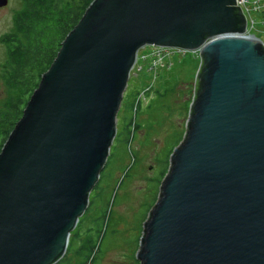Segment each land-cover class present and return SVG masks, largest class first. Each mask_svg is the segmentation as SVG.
<instances>
[{"label":"water","instance_id":"95a60500","mask_svg":"<svg viewBox=\"0 0 264 264\" xmlns=\"http://www.w3.org/2000/svg\"><path fill=\"white\" fill-rule=\"evenodd\" d=\"M246 18L238 0H93L1 148L0 264L64 257L148 45L200 66L140 264H264V42Z\"/></svg>","mask_w":264,"mask_h":264},{"label":"rangeland","instance_id":"374dc122","mask_svg":"<svg viewBox=\"0 0 264 264\" xmlns=\"http://www.w3.org/2000/svg\"><path fill=\"white\" fill-rule=\"evenodd\" d=\"M20 7L21 0H9L0 7V36L12 28V17ZM255 19L260 31L261 20L258 16ZM259 36L264 41V33ZM150 48L145 46L140 52ZM186 53L173 58L172 68L154 74L146 67L139 73L132 69L118 114L120 132L90 194L92 208L89 212L87 208L88 215L85 212L75 228L79 231L78 245L88 238L87 246L77 258L75 251L68 253L62 264H140L137 252L143 225L157 202L170 154L179 135L183 138L185 134L193 100L200 58L195 51ZM5 58V46L0 42V64ZM138 88L139 109L136 103L125 112L127 99L131 100V93ZM157 90L166 95L161 97ZM6 96L0 66V106ZM130 120L132 124L123 130Z\"/></svg>","mask_w":264,"mask_h":264},{"label":"trees","instance_id":"16d2710c","mask_svg":"<svg viewBox=\"0 0 264 264\" xmlns=\"http://www.w3.org/2000/svg\"><path fill=\"white\" fill-rule=\"evenodd\" d=\"M92 1L21 0V7L15 11L12 17V28L0 36V42L5 46L6 53L4 62L0 64L1 79L7 91L6 99L0 106V151L10 132L23 115V110L38 87L43 73L50 68L58 55L63 40L82 18ZM139 91L138 88L134 93H131L132 99H127L125 112L130 110L129 106L134 108L136 103L139 109L141 100L136 102ZM157 93L161 97L166 95L160 90H157ZM124 100L125 98H123L122 107ZM124 114L122 119H125ZM131 124L132 120L124 126L123 130ZM119 132L120 130H117L116 136ZM181 139L179 135L177 144ZM167 171L168 167L164 174ZM92 204L93 201L90 198L87 212L91 210ZM81 221L80 217L79 223ZM78 238L79 231L75 229L71 233L66 256L64 255L56 264H62L68 253L73 251L76 252V258L81 256L87 246L88 238L82 240L79 245ZM91 249L93 248L91 247Z\"/></svg>","mask_w":264,"mask_h":264},{"label":"built area","instance_id":"2783aa9c","mask_svg":"<svg viewBox=\"0 0 264 264\" xmlns=\"http://www.w3.org/2000/svg\"><path fill=\"white\" fill-rule=\"evenodd\" d=\"M238 2L240 8L247 17V29L244 34L261 38L259 36L260 33H264V0H238ZM256 16L259 17L261 24L263 25L260 31L256 26ZM140 50L138 52L136 63L133 67V71L139 73L144 69V67H146L151 74L158 72L162 68H172L175 64L173 61L174 57L182 56L186 52H190L189 50L182 48L159 46H151L149 50L144 52H140ZM195 52L199 55V51ZM167 59H169V61H167ZM153 81H155V76L153 77ZM151 87L152 85L149 89H151Z\"/></svg>","mask_w":264,"mask_h":264}]
</instances>
